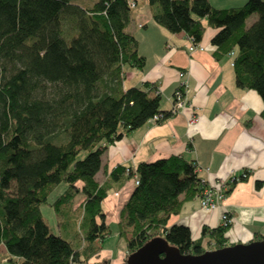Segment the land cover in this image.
Returning <instances> with one entry per match:
<instances>
[{
	"label": "trees",
	"instance_id": "16d2710c",
	"mask_svg": "<svg viewBox=\"0 0 264 264\" xmlns=\"http://www.w3.org/2000/svg\"><path fill=\"white\" fill-rule=\"evenodd\" d=\"M147 1L153 21L172 33L183 31L200 42L208 26L218 28L214 57L233 52L236 84L255 89L264 100V0L228 8L210 0ZM134 2L0 0L2 262L109 264L104 258L86 261L84 255H98L96 243L111 231L105 199L135 175L139 182L117 222L119 237L127 239L126 258L153 237H164L184 253L229 245L232 222L204 226L197 239L189 226L168 224L184 201L203 189L196 164L182 154L141 161L135 168L117 165L102 183L96 180L110 144L156 113L164 119L172 115L161 108L155 83L124 87L126 67L146 64L138 39L127 29ZM253 14L258 18L247 27ZM248 175L245 170L235 176L226 195ZM61 185L64 190L51 199ZM43 204L54 209L61 234L44 220Z\"/></svg>",
	"mask_w": 264,
	"mask_h": 264
},
{
	"label": "crops",
	"instance_id": "0c3cea01",
	"mask_svg": "<svg viewBox=\"0 0 264 264\" xmlns=\"http://www.w3.org/2000/svg\"><path fill=\"white\" fill-rule=\"evenodd\" d=\"M136 1L127 29L138 39V49L146 57V64L142 69L127 66L124 87L145 81L155 83L165 100L161 108L170 111L175 91L182 80H187L189 101L182 111L161 122L148 121L110 144L102 156L96 179L102 183L117 165L135 168L141 161H154L173 154H182L200 165L199 177L211 181L240 176L246 170L247 178L237 180L216 209H202L195 196L184 201L181 211L172 215L168 224L189 226L197 239L202 236L204 226L219 225L224 212H229L232 217V227L227 234L229 244L254 240L256 234H264V100L255 89L236 84L234 55L214 57L216 46L212 37L218 28L208 26L199 42L202 48L191 51V41L185 32L168 31L153 21L147 0ZM246 1L210 0L217 8L240 6ZM250 18L255 21L258 15L247 19V27L251 25ZM181 71L183 77L179 74ZM191 116H195L193 124H189ZM134 187L135 181L131 179L114 191L109 205L117 208L122 203L119 218ZM184 195V191L179 194L180 198ZM117 244V251L107 246L101 252L109 264L124 263L126 238H119ZM2 251H6L4 247Z\"/></svg>",
	"mask_w": 264,
	"mask_h": 264
},
{
	"label": "water",
	"instance_id": "95a60500",
	"mask_svg": "<svg viewBox=\"0 0 264 264\" xmlns=\"http://www.w3.org/2000/svg\"><path fill=\"white\" fill-rule=\"evenodd\" d=\"M124 264H264V238L236 242L202 253H184L164 237H153Z\"/></svg>",
	"mask_w": 264,
	"mask_h": 264
},
{
	"label": "built area",
	"instance_id": "2783aa9c",
	"mask_svg": "<svg viewBox=\"0 0 264 264\" xmlns=\"http://www.w3.org/2000/svg\"><path fill=\"white\" fill-rule=\"evenodd\" d=\"M132 1V6L135 5L134 0H130ZM190 39V45H189V49L191 51L195 50L196 48H202L201 44L197 41H195L193 39L192 36H189ZM233 52H230V55H232ZM180 76L183 77L184 76V72L181 71ZM188 91H189V84L187 80H182L180 87L175 91L172 100H171V110L170 113L172 114H176L180 111H182L183 109H185V107L188 104ZM157 92H161V89L158 88ZM165 118V114L164 113H156L151 119L150 121L152 122H160L161 120H163ZM195 123V116H191L189 118V124H193ZM201 166L200 165H196V171L199 172L201 170ZM235 178V176H228L225 178H219L218 180H208L207 178H203L200 177V184L203 187L202 191L200 194H198V198L200 201V206L202 207V209L204 210H214L216 209L220 202L225 198L226 196V190L229 187V183L231 181H233ZM134 181L135 183H138V177L137 175H135L134 177ZM222 221L223 222H232V217L230 215L229 212H224V214L222 215Z\"/></svg>",
	"mask_w": 264,
	"mask_h": 264
},
{
	"label": "rangeland",
	"instance_id": "374dc122",
	"mask_svg": "<svg viewBox=\"0 0 264 264\" xmlns=\"http://www.w3.org/2000/svg\"><path fill=\"white\" fill-rule=\"evenodd\" d=\"M78 2L84 4V5H89L91 6L92 3H93V0H77ZM131 4H132V1H131ZM256 15V14H254ZM252 19V20H251ZM253 18H250L249 19V24L253 22ZM250 26V25H249ZM248 26V27H249ZM127 69V67H126ZM127 72V70H126ZM164 99L161 100V106H163V103H164ZM107 177V176H106ZM101 176L98 177V179H100ZM106 179V178H105ZM97 180V179H96ZM98 181V180H97ZM99 182V181H98ZM100 183V182H99ZM64 190V187L61 185L59 186L56 191H54L53 195H52V198L51 199H55L62 191ZM114 192H111L109 194V196L105 199L104 201V206L106 208V212H107V218H106V221L110 224V228H111V231L110 233L104 238L105 241H99L98 243H96V247L99 248L101 247V250L99 252L98 255H92V256H86L84 255V259L86 261H90V262H99L100 260H102V258L104 257L102 255L101 252H103L104 249H106L107 246L111 247L114 249V251H117L118 250V246L119 244H117V241L119 238V235H118V228L117 227V221L119 219V208L120 206L122 205V203L118 204L117 205V208H113L109 205L110 201L113 200V197H114ZM78 202H80L81 198H80V195H78ZM201 207V206H200ZM202 208V207H201ZM42 212H43V217H44V220L49 224V226L51 227L52 231L56 234H61V231H60V227L57 225V215L55 214V211L54 209L48 205V204H43L42 205ZM127 230H128V237L131 236L132 234V227L131 226H128L127 227ZM80 237V236H79ZM124 238V237H123ZM80 239L82 240V246L81 248H85L86 245H87V242L85 241V239L81 236ZM127 240V239H126ZM101 245V246H100ZM105 252V251H104ZM3 255V254H2ZM2 255L0 256V264H18L17 262H2ZM102 255V256H101ZM124 262H125V259H124ZM124 264V263H123Z\"/></svg>",
	"mask_w": 264,
	"mask_h": 264
},
{
	"label": "bare ground",
	"instance_id": "6f19581e",
	"mask_svg": "<svg viewBox=\"0 0 264 264\" xmlns=\"http://www.w3.org/2000/svg\"><path fill=\"white\" fill-rule=\"evenodd\" d=\"M171 110V109H170ZM172 114V113H171ZM173 115V114H172Z\"/></svg>",
	"mask_w": 264,
	"mask_h": 264
}]
</instances>
